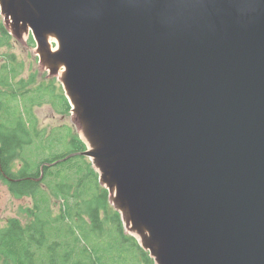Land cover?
Segmentation results:
<instances>
[{
  "label": "water",
  "instance_id": "water-1",
  "mask_svg": "<svg viewBox=\"0 0 264 264\" xmlns=\"http://www.w3.org/2000/svg\"><path fill=\"white\" fill-rule=\"evenodd\" d=\"M0 9L51 73L63 68L93 146L46 166L88 157L157 264H264V0Z\"/></svg>",
  "mask_w": 264,
  "mask_h": 264
},
{
  "label": "trees",
  "instance_id": "trees-1",
  "mask_svg": "<svg viewBox=\"0 0 264 264\" xmlns=\"http://www.w3.org/2000/svg\"><path fill=\"white\" fill-rule=\"evenodd\" d=\"M12 41V34L1 21L0 50L11 47ZM31 41L35 42L32 37ZM0 61V179L16 198L30 196L34 201L26 223L11 218L0 228V264H157L135 237L125 233L122 214L88 157L70 158L64 161L63 169L46 164L67 155L46 157L33 174L27 172L33 158L24 157L22 152L36 142L33 134L42 140L53 133H37L34 109L47 104L61 115H70L72 106L63 88V94L55 97L50 86L36 84L35 74L18 80L24 69L13 55L0 54ZM65 138L71 140V154L88 150L72 130L58 140ZM17 162L22 168L15 173ZM42 166L45 175L37 181ZM53 197L61 203L59 214L51 209Z\"/></svg>",
  "mask_w": 264,
  "mask_h": 264
},
{
  "label": "rangeland",
  "instance_id": "rangeland-1",
  "mask_svg": "<svg viewBox=\"0 0 264 264\" xmlns=\"http://www.w3.org/2000/svg\"><path fill=\"white\" fill-rule=\"evenodd\" d=\"M1 21L3 23L6 22V18L4 16L1 17L0 22ZM9 31H11V29ZM10 33L13 36L11 47L1 48L0 54H5V56L7 54L13 55L17 63L20 66L21 64L23 65L22 68L24 70L19 75L18 80L22 78L28 80L31 74H35L37 85L46 84L47 86H50L55 92V97H59L60 95H62L65 87L63 86L62 82V74L59 73L60 69H58V71L56 72L51 73L48 69V66H46L42 62L41 57L38 54L36 42L33 43L31 41V32L29 30H21L20 35L16 34L15 32ZM49 42L50 47L55 50L57 48V42H55V39L50 38ZM61 69L63 70V68ZM34 115L37 120L36 129L39 131L37 132L39 135L43 131H45L46 136H49L52 132L53 133L48 139H44L42 137V140L41 138H38L36 134H33L34 140L36 142L30 143L24 148L22 152L24 157L31 156L33 158V162L30 163V166L27 167V172L29 174H33V170L38 169L39 164L45 161L46 157L48 159H54L59 158L60 156H68L69 154H71V140L66 138L64 140H58V137L60 135L64 134L65 136H67L71 130L75 134H79L81 140L85 142L88 149L93 147L89 136L86 134V131L80 120L77 119L76 114L71 113L70 115H61L57 113L51 105L44 104L37 106L34 109ZM64 127L66 128L63 129ZM53 167H60L61 169H63L66 167V165L65 162H61ZM21 168L22 164L20 162H17L14 169L15 173H17ZM41 188L46 189V185L42 184ZM60 206L61 203L57 201L55 197H53L51 209L55 214H59ZM33 208L34 201L32 197L25 196L16 198L10 191L9 186L0 179V228L5 227L8 220L11 218H19L24 223H26L29 220L28 212ZM124 225L125 233L127 235L135 237L138 240L136 236L138 234H135L130 230L126 221H124Z\"/></svg>",
  "mask_w": 264,
  "mask_h": 264
},
{
  "label": "bare ground",
  "instance_id": "bare-ground-1",
  "mask_svg": "<svg viewBox=\"0 0 264 264\" xmlns=\"http://www.w3.org/2000/svg\"><path fill=\"white\" fill-rule=\"evenodd\" d=\"M50 38H54V37H49L48 38V42H49V39ZM62 67H64V65H61ZM59 73H61L62 74V76L64 75V71L62 70V69H60L59 70ZM66 95V94H65ZM128 226H129V228H130V230L133 232V233H135V234H138V232L137 231H135V230H133V229H131V227H130V225L128 224ZM137 236V238L139 239V237H140V242H142V243H144L145 242V240H144V238H143V236H140L139 234L138 235H136Z\"/></svg>",
  "mask_w": 264,
  "mask_h": 264
}]
</instances>
